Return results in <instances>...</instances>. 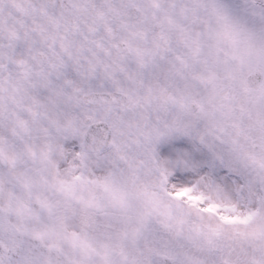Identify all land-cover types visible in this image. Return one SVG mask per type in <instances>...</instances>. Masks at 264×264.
I'll return each mask as SVG.
<instances>
[{
	"label": "snow or ice",
	"instance_id": "1",
	"mask_svg": "<svg viewBox=\"0 0 264 264\" xmlns=\"http://www.w3.org/2000/svg\"><path fill=\"white\" fill-rule=\"evenodd\" d=\"M0 264H264V0H0Z\"/></svg>",
	"mask_w": 264,
	"mask_h": 264
}]
</instances>
